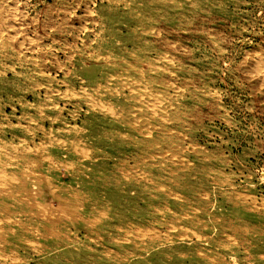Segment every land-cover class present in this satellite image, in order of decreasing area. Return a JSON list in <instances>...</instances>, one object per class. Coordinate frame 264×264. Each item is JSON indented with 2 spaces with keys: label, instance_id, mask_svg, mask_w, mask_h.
<instances>
[{
  "label": "rangeland",
  "instance_id": "374dc122",
  "mask_svg": "<svg viewBox=\"0 0 264 264\" xmlns=\"http://www.w3.org/2000/svg\"><path fill=\"white\" fill-rule=\"evenodd\" d=\"M146 1L0 0V137L12 145L38 142L40 127L47 130L49 122L41 113L56 125L50 109H62L59 117L78 128L81 147L92 145L80 152L83 156L70 158L84 174L75 175L80 173L75 163L61 171L40 161L26 179L59 180L66 185L59 190L65 198L72 190L78 201L93 193L108 207H141L150 197L164 198L147 189L148 179L164 176V181L174 166L175 183L164 181L173 190L165 206L175 209L174 195L194 206L201 197L224 201L220 217L230 213L234 226L222 237L234 249L226 252L225 262L256 264L264 250V0ZM95 81L100 92L92 103L107 104L101 111L87 109L78 96L81 85ZM33 83L38 86L31 88ZM37 97L40 111L29 108L31 116L21 117L24 101ZM122 104L130 105V112ZM52 136H58L56 130ZM203 164L208 170L202 176ZM122 167L131 175L120 173ZM101 175L113 178L104 184ZM54 189L40 183L38 192L53 203L49 191ZM68 203L78 209L77 200ZM189 245L167 240L150 252L171 255Z\"/></svg>",
  "mask_w": 264,
  "mask_h": 264
},
{
  "label": "bare ground",
  "instance_id": "6f19581e",
  "mask_svg": "<svg viewBox=\"0 0 264 264\" xmlns=\"http://www.w3.org/2000/svg\"><path fill=\"white\" fill-rule=\"evenodd\" d=\"M146 8L148 9V7ZM135 41L136 38H132V50H137L140 47L136 45ZM102 75L104 76L103 72ZM26 80L28 79L24 81ZM36 83H33L31 88L38 86ZM99 89L100 86L96 81L79 87L78 96L87 103V109L101 111L104 106L107 107V104L101 103L99 100L97 104L95 102L92 103L93 99H99L97 97L100 92ZM26 92L28 94L32 92V89H26ZM43 92L45 100H50L51 96L48 90L44 89ZM32 93L34 94V92ZM6 98L10 99L11 97L7 96ZM33 101L31 103L24 101L25 106L21 110V117L31 116L32 111L29 108L33 112L40 111L41 105L37 104L39 102L38 97L36 102L35 99ZM130 107V105H121V109L128 112L131 110ZM58 109H50L56 114L53 115V118L58 121L56 125L52 123L50 115L41 113L40 116L49 122L47 130L44 125L40 127L42 131L38 142H35L34 139L28 141L18 140L17 144L12 145L0 137V264H95L96 261H98V264H228L225 262L226 252L233 254L234 249L226 246L222 242V237L227 234L228 229L232 230L234 226L230 213L223 218L220 217L218 208L223 207L224 201L208 203L206 198L201 197L197 199L196 202L198 203L194 206L192 204L193 200L191 202V199L189 200L181 195H174L173 204H177V206L173 210L169 209L165 206L168 204V200L165 197L170 196L169 193L173 190L165 186L164 181L166 182L169 179L172 183H175L176 170L172 168L174 166L171 167L172 164L169 170L171 175H168L166 180L163 181L161 179L164 176L148 179L150 184L147 189L150 192L153 191V193L162 192L165 195L164 198L158 200L149 195L153 200L146 201L141 207H108L95 194L92 196L93 193L84 197V200L78 201V192L72 190H69L70 192L65 198L59 194V190L66 188V185L63 182H59V180L41 178L38 181H30L26 179L27 174L35 171L30 169L37 167L40 161L61 171H66L69 166L75 163V167L80 171V173L75 175L84 174L75 160L70 158L78 155V153L82 155L83 153L80 152H84L83 149L87 153L86 148L91 149L92 145L85 142L84 148L81 147L79 140L75 139V135L79 132L78 128L75 126L71 127V125L64 122L65 120L61 121ZM112 115H114L115 119L118 118V115L113 110ZM128 123L131 124L130 121ZM54 130L57 131L58 136H52ZM155 141L153 140L152 143ZM59 146H64L65 148L55 149ZM51 148L57 151L56 154H51V150H49ZM143 150H147V145L143 147ZM53 161L57 165H54ZM158 162H161V159ZM157 167L159 168L158 171H163L166 168L161 163ZM200 168L203 176L208 169L204 164ZM123 169L126 174L131 175L129 173L130 169H125L124 167L118 169V171L121 173ZM34 178L36 179V177ZM111 178L113 177L102 176L100 181L105 184ZM111 182L113 183V181ZM40 183L49 186V188L55 187L57 189L52 192L51 190L49 191V198L54 201L53 203H48L42 199L43 197L38 192ZM186 187L188 191L192 192L194 190V187L192 188L189 185H186ZM71 200H77L78 209L69 205L68 202ZM233 201L226 202L231 206ZM200 214L203 217H200ZM13 215L18 216V218H14ZM185 226H188L186 231H184L186 228H181ZM178 228L182 230L180 231ZM170 230H174L175 233L172 231L170 233ZM162 232L165 233L164 236ZM80 233L84 235L85 242H82L79 236ZM167 240H183L189 242L190 245L186 252L171 255L162 251L150 252L153 247H158ZM88 241L93 242V246L85 244ZM262 246L264 248V236L262 238ZM21 251L25 256L22 255L21 257L19 255ZM75 254L79 255L76 256ZM251 256L253 259V254ZM230 258L232 259L231 261H235V255L230 256ZM257 258L258 262L256 264H264V250L257 255Z\"/></svg>",
  "mask_w": 264,
  "mask_h": 264
}]
</instances>
